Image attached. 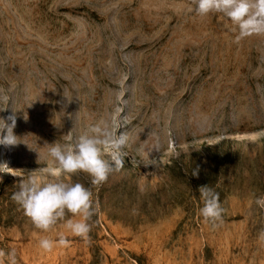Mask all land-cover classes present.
I'll list each match as a JSON object with an SVG mask.
<instances>
[{
  "label": "rangeland",
  "instance_id": "1",
  "mask_svg": "<svg viewBox=\"0 0 264 264\" xmlns=\"http://www.w3.org/2000/svg\"><path fill=\"white\" fill-rule=\"evenodd\" d=\"M194 7L0 0V118L15 116L19 140L0 146V253L15 249L17 264H264L254 202L264 197V35L234 43L230 21ZM117 118L123 167L99 187L63 176L92 189L88 240L63 222L36 229L11 199L19 182L56 167L48 144ZM210 147L227 155L196 156ZM201 185L225 209L216 228L198 215ZM59 233L67 247H39Z\"/></svg>",
  "mask_w": 264,
  "mask_h": 264
},
{
  "label": "clouds",
  "instance_id": "2",
  "mask_svg": "<svg viewBox=\"0 0 264 264\" xmlns=\"http://www.w3.org/2000/svg\"><path fill=\"white\" fill-rule=\"evenodd\" d=\"M193 3L194 11L201 17L217 13L230 21L231 30L236 33L234 43L253 35H264V0H193ZM15 121L14 115H9L7 120L0 118V146L15 145L19 141L13 133ZM124 123L120 118L101 119L88 124L67 144H48L47 155L55 161L56 167L46 170L47 178L33 171L19 182L11 197L36 229L48 232L63 222L71 236L88 240L89 221L97 213L92 189L63 176L83 173L90 177L91 186L99 187L110 173L119 171L123 167L122 148L128 143L127 133L120 131ZM191 174L197 175L198 170L193 169ZM198 190L201 201L198 215L212 228L218 227L225 213L219 193L208 185H201ZM254 202L264 210V197H257ZM136 211L132 209L134 215ZM260 239L264 243V232ZM69 243L66 235L59 233L56 239L42 237L39 247L50 252L55 247H67ZM0 256L4 257L0 264H17L15 249L0 253Z\"/></svg>",
  "mask_w": 264,
  "mask_h": 264
},
{
  "label": "trees",
  "instance_id": "3",
  "mask_svg": "<svg viewBox=\"0 0 264 264\" xmlns=\"http://www.w3.org/2000/svg\"><path fill=\"white\" fill-rule=\"evenodd\" d=\"M207 150L209 151L208 154L205 156L204 154L202 153H197L196 156H200L201 157V160H206V159H209L210 161L213 160V159H217V158H220L219 156H221L222 154H225L227 155L226 153L224 152H216L213 150V148H207ZM178 161V160H177ZM214 170V169H212Z\"/></svg>",
  "mask_w": 264,
  "mask_h": 264
}]
</instances>
